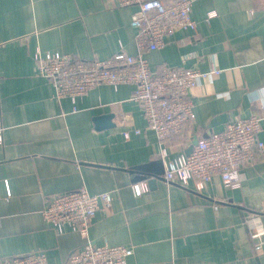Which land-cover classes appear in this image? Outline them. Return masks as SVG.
Returning a JSON list of instances; mask_svg holds the SVG:
<instances>
[{
  "label": "crops",
  "instance_id": "0c3cea01",
  "mask_svg": "<svg viewBox=\"0 0 264 264\" xmlns=\"http://www.w3.org/2000/svg\"><path fill=\"white\" fill-rule=\"evenodd\" d=\"M135 10L108 0H0V259L44 253L48 264H65L86 239L71 229L58 233L42 210L52 195L86 184L91 193L112 195L110 208L93 219L90 240L132 247L128 264H264V244L256 250L247 223L256 214L253 226L264 229V150L244 166L239 188L219 175L206 192L147 179L148 189L137 194L134 184L143 180L126 170L165 162L163 147L170 157L186 153V138L261 110L264 0H195L197 28L178 30L145 54L154 72L221 69L190 90L194 123L167 144L148 127L133 85H100L73 102L55 98L52 82L37 73V49L84 59L122 48L137 54ZM107 114L113 125L98 127L96 118ZM258 137L264 142V121Z\"/></svg>",
  "mask_w": 264,
  "mask_h": 264
},
{
  "label": "built area",
  "instance_id": "2783aa9c",
  "mask_svg": "<svg viewBox=\"0 0 264 264\" xmlns=\"http://www.w3.org/2000/svg\"><path fill=\"white\" fill-rule=\"evenodd\" d=\"M111 6H135L132 26L136 29L137 54L124 48L105 59H84L71 53L37 49L34 59L38 75L49 79L58 100L78 97L100 85L118 88L123 84L134 86L133 98L140 104L158 140L167 144L174 137L184 135L194 123V103L190 90L200 79L220 74L214 67L202 71L192 67L165 66L160 72L151 69L145 56L148 52L166 46L178 30H195L197 21L192 16L195 0H108ZM216 12H211L210 16ZM264 104L258 113L227 122L224 127L206 137H200L190 154L184 151L169 156L162 148L165 159L164 178L168 182L191 186L197 191L210 189L212 178L219 175L230 188L242 185L244 166L255 160L258 150H264L259 139L263 130ZM140 133V129L135 130ZM4 126L0 120V144ZM129 137V132H125ZM192 138L188 141L191 142ZM168 157V159H166ZM137 194L148 189L147 179L134 184ZM112 204L110 191L91 193L86 184L52 195L42 210L44 219L58 232L66 229L79 232L86 239L65 264H128L133 248L125 245L96 244L89 238L90 226L98 210H107ZM256 214L247 218L251 236L256 239V250L264 244V229L253 226ZM0 264H48L44 253L11 256L0 259Z\"/></svg>",
  "mask_w": 264,
  "mask_h": 264
},
{
  "label": "water",
  "instance_id": "95a60500",
  "mask_svg": "<svg viewBox=\"0 0 264 264\" xmlns=\"http://www.w3.org/2000/svg\"><path fill=\"white\" fill-rule=\"evenodd\" d=\"M112 114H107L105 116H98L96 118V123L98 127H110L112 126L111 118ZM198 137L195 136L192 138L188 148L186 149V153L190 154L193 150V147L198 142ZM126 170L131 174V179L135 180H144L148 179L149 183L152 185L156 184L158 179H165V163L163 159H156L153 161H149L144 164H138L131 166L130 168H126Z\"/></svg>",
  "mask_w": 264,
  "mask_h": 264
},
{
  "label": "trees",
  "instance_id": "16d2710c",
  "mask_svg": "<svg viewBox=\"0 0 264 264\" xmlns=\"http://www.w3.org/2000/svg\"><path fill=\"white\" fill-rule=\"evenodd\" d=\"M184 135H185V134H184ZM184 135H180V136L183 137ZM180 136H179V137H180ZM174 138H175V137H174ZM174 138H173V140H174ZM189 138H190V137L186 138V140L188 141ZM173 140H172V141H173ZM170 142H171V141H170Z\"/></svg>",
  "mask_w": 264,
  "mask_h": 264
}]
</instances>
